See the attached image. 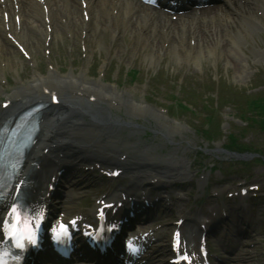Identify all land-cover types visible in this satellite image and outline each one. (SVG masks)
Returning a JSON list of instances; mask_svg holds the SVG:
<instances>
[{
  "label": "rangeland",
  "instance_id": "rangeland-1",
  "mask_svg": "<svg viewBox=\"0 0 264 264\" xmlns=\"http://www.w3.org/2000/svg\"><path fill=\"white\" fill-rule=\"evenodd\" d=\"M258 17L262 23L261 29L250 30L244 40H222L212 57L205 55L200 59L188 60L185 56V59H181L172 49L161 51L158 57H154L153 46L135 41L133 33L128 32L126 36L130 42L120 38L118 43L122 46L131 43L133 50L129 56L124 54L120 57L118 51H114L110 60L108 49L102 52L97 49L99 63L91 68L92 76L98 77L107 68L105 62L108 63L107 80L130 89L134 99L146 101L165 113L170 124L181 126L175 132L165 131L169 134L165 139L162 132L153 131L156 125L152 117L149 120L137 116L139 123L146 125L139 134V143H136L141 153L161 158L172 167L182 165L185 173L182 177H174L182 185H172V188H177L174 191L181 194V197H176L175 193L172 195L177 199V208L162 215V220H166V216L175 217L182 207L190 212H197L200 207L205 215L214 199L212 188H221L224 182L235 187L238 182L261 187L260 191L255 192L260 195L248 197L251 216L256 220L253 235L242 247L245 248L242 252H251L246 260L252 264H264V17L261 14ZM110 40L112 42L113 38H106L107 42ZM137 42H140L139 51L135 49ZM11 49L18 51L13 46ZM83 50L82 45L75 46L72 40L65 43L60 39L52 43L50 53L46 51L43 41L28 47L32 56L30 59L19 51L18 55L10 52L8 57L17 66L9 72L10 82L4 91L12 92L21 85L20 80L25 83L31 81L35 73L47 75L52 65H60L63 72L70 71L73 64H76V71L83 70L86 61ZM189 53L194 54L185 50L182 54ZM147 120L152 124L149 125ZM223 149L258 156L237 159L221 151ZM89 173L82 172L86 187L82 191L86 194L84 198H90L92 193L103 189L104 183L112 182L95 178ZM202 174L206 177L203 185L208 186L207 195L203 191L197 192ZM124 180L129 181V178ZM226 192V189L221 191L226 201L238 202L236 197H226ZM79 202L78 199L75 203ZM77 210H81V207H77ZM199 212L198 215L202 217L203 214ZM231 257V264L240 262L236 255Z\"/></svg>",
  "mask_w": 264,
  "mask_h": 264
},
{
  "label": "bare ground",
  "instance_id": "bare-ground-1",
  "mask_svg": "<svg viewBox=\"0 0 264 264\" xmlns=\"http://www.w3.org/2000/svg\"><path fill=\"white\" fill-rule=\"evenodd\" d=\"M74 1L4 0L1 2L0 0V11L9 13V18H11L8 22L10 29L14 32V36H18L20 39L27 36L36 39V31L37 38L39 34H43L46 39L49 33L44 28H47L49 23L53 27L51 35L56 36L61 34L63 30H74V35H77L80 27L88 29V26L94 23V20L99 26H102L101 28L109 27L110 24L104 19L108 15L113 18V28L110 27L108 32L113 33L114 29L120 31L130 26L138 33L133 32L134 38L139 39L140 35L143 34V38L147 43L154 44L157 42L155 45L159 44L162 48L168 43V47L172 49L176 56L181 59H185L186 56L188 60L200 59L205 55L212 57L216 53L219 38L224 40L229 36L233 39L237 38L236 40H239V38L244 40L245 35L250 34V30L254 31L261 28L262 25L256 14V9L258 10L259 7L254 5L256 0H229L228 3L222 6L179 17L180 21H174L170 14L160 13L161 11L158 12L155 8L146 7L140 1L138 3L137 0H84L87 2L85 10H88L89 23L85 21L84 15H82V18L79 16L80 9ZM260 6L259 8L264 10V6ZM138 9L141 11L140 15L137 14ZM16 16H19L20 31H17ZM94 17L96 19H93ZM47 19L50 21L48 22ZM3 22L7 25L4 19ZM2 32L3 28L0 22V70L15 69L17 63L6 55L9 52L8 47H6L8 41L2 38ZM22 34H24V37H22ZM115 36H117L116 32ZM189 36L192 39H198V47L196 46L194 49L195 51L198 48V54L195 56L190 53L187 55L182 54L184 50L190 51L192 47L191 40L189 46H187ZM101 45L100 43V47ZM164 49L166 48L164 47ZM158 51H160L159 48ZM60 71V68L53 67L45 76L35 73L31 81L23 82L12 93H4L9 105L6 109L0 107L1 120V118L6 115L9 116L14 110L20 109L32 99L48 97L50 94H47L50 92L56 93L62 101L59 105L43 113L38 144L31 152V158L39 159L37 160L38 168L33 170L32 176L34 182H38L36 188L38 198L42 196L44 184L47 185V181H51L57 163L52 161V157L55 158L57 152L62 155L66 163L96 165L99 162L105 167L116 163L122 164L117 160H122L123 157L131 154V159L138 158L142 160L131 164L142 166V163L146 162L150 165L148 168L156 169L158 167L161 169L158 171H160L159 174L162 177H164L163 169H166V174L172 178L185 175L182 165L172 167L161 158L156 159L149 153H141L136 143H139V134L144 131L146 126L145 124L133 123L132 121L135 120L132 117L142 116L144 119L149 120L152 117L156 125L154 128L155 133L162 132L165 139L169 137L167 132H175L178 128L181 129V126L170 124L167 116L158 109L144 100L134 99L133 91L122 89L118 84L106 80L105 76L99 79L93 78L89 69L86 68L79 73L72 71L69 73L61 71V73ZM46 90L48 92H45ZM121 109H123V114L114 112V110ZM150 124H152L151 121ZM122 131L126 133H122ZM134 138L137 139L134 140ZM41 150L44 152H41ZM142 172L146 171L141 170ZM202 179L200 182L203 184L206 179ZM136 185L135 180L131 186ZM125 188H119L118 190L131 195V192L135 189L133 187ZM162 192H164L163 188H158L156 195H163ZM132 194L137 196L134 193ZM147 198L153 201L158 199V197ZM245 206L247 209L244 211L242 203L225 205V209L221 210V214L216 213V215L218 214L217 218L236 220L233 217L236 210L238 212L242 211L241 213L248 212L249 206L246 204ZM136 210L140 212L138 209ZM126 222H129V220L127 219ZM125 224L121 222V226ZM217 224L216 226H219L220 222H217ZM209 225L211 223H206L205 227L207 228ZM181 230L185 240L184 246L191 252L193 258L201 264L195 231L185 228H181ZM243 250L244 248L240 247L237 250V261H240L238 264H252L246 260L251 256V252H242Z\"/></svg>",
  "mask_w": 264,
  "mask_h": 264
},
{
  "label": "snow or ice",
  "instance_id": "snow-or-ice-1",
  "mask_svg": "<svg viewBox=\"0 0 264 264\" xmlns=\"http://www.w3.org/2000/svg\"><path fill=\"white\" fill-rule=\"evenodd\" d=\"M39 219V216L28 219L22 215V211L19 206L13 204L7 209V214L3 219V223L0 224V228L3 229L7 237H11L13 244L18 247H24L23 240L27 239L34 243V233L36 225L34 220ZM25 221L23 229H21V221ZM5 253H0V264H7L4 259Z\"/></svg>",
  "mask_w": 264,
  "mask_h": 264
}]
</instances>
